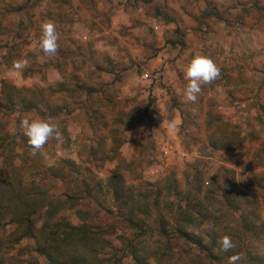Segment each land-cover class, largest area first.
Wrapping results in <instances>:
<instances>
[{
    "label": "rangeland",
    "instance_id": "1",
    "mask_svg": "<svg viewBox=\"0 0 264 264\" xmlns=\"http://www.w3.org/2000/svg\"><path fill=\"white\" fill-rule=\"evenodd\" d=\"M196 55L220 76L192 103L181 68ZM23 118H51L63 141L33 157ZM179 205L208 245L236 248L211 259L176 238ZM34 211L37 230L48 213L93 227L91 264H135L133 243L149 264H264V0H0V264L49 263L21 225Z\"/></svg>",
    "mask_w": 264,
    "mask_h": 264
},
{
    "label": "trees",
    "instance_id": "2",
    "mask_svg": "<svg viewBox=\"0 0 264 264\" xmlns=\"http://www.w3.org/2000/svg\"><path fill=\"white\" fill-rule=\"evenodd\" d=\"M114 180L116 181V183L114 182L115 198L119 200L123 192L122 180L119 177L114 178ZM222 192L224 193V191ZM227 198L229 204L234 206L235 200L231 199V196H227ZM177 210L179 218L177 219V225L173 227L175 237L187 244H193L201 253L207 251L211 259H216L217 255L214 252L216 243L212 242L208 245L198 234H194L197 232L195 229H199L202 222H193L189 206L179 205ZM36 213L37 211L33 213L27 212L21 221V225L24 226L25 233L28 236L34 237L38 241L39 252L49 261L48 264H87V260L91 264L90 257L86 254V251H88L90 244H93L97 236V231L92 230L93 227L88 224L65 223L61 222V220L57 222L54 221V214L48 213L47 222H44L42 228L37 230L36 224L33 222V216ZM204 213L205 211L199 207L198 214L203 219L205 218ZM161 234L165 239H169V229L164 225L162 226ZM130 250L132 251L135 264H149L145 256L140 255L139 248L134 243L131 244ZM102 263L103 260L97 261V263L95 260V264Z\"/></svg>",
    "mask_w": 264,
    "mask_h": 264
},
{
    "label": "clouds",
    "instance_id": "3",
    "mask_svg": "<svg viewBox=\"0 0 264 264\" xmlns=\"http://www.w3.org/2000/svg\"><path fill=\"white\" fill-rule=\"evenodd\" d=\"M40 37L38 49L45 56H54L59 49V33L55 23L51 21L42 22L39 25ZM29 62L27 59L13 61L12 69L20 72L27 68ZM183 78L187 81L183 89V97L186 102H196L202 91V85L211 84L219 78L220 69L215 62L208 56L196 55L185 66L181 68ZM169 128L174 129V121L168 122ZM19 128L27 138V145L30 148L31 155L35 157L52 140L63 141V134L58 124L53 123L52 119H28L23 118L20 121ZM131 135V134H130ZM220 251L225 253L236 248V244L228 235H224L217 240ZM216 251V249H214ZM242 259L240 254H233L228 257L227 264H238Z\"/></svg>",
    "mask_w": 264,
    "mask_h": 264
},
{
    "label": "built area",
    "instance_id": "4",
    "mask_svg": "<svg viewBox=\"0 0 264 264\" xmlns=\"http://www.w3.org/2000/svg\"><path fill=\"white\" fill-rule=\"evenodd\" d=\"M149 76H150L149 73H146V74L144 75L145 78H149Z\"/></svg>",
    "mask_w": 264,
    "mask_h": 264
}]
</instances>
